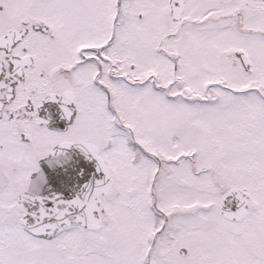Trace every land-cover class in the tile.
<instances>
[{"label":"snow or ice","instance_id":"snow-or-ice-1","mask_svg":"<svg viewBox=\"0 0 264 264\" xmlns=\"http://www.w3.org/2000/svg\"><path fill=\"white\" fill-rule=\"evenodd\" d=\"M0 264H264V0H0Z\"/></svg>","mask_w":264,"mask_h":264}]
</instances>
